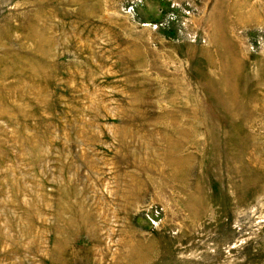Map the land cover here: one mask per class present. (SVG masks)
I'll use <instances>...</instances> for the list:
<instances>
[{"label":"rangeland","instance_id":"1","mask_svg":"<svg viewBox=\"0 0 264 264\" xmlns=\"http://www.w3.org/2000/svg\"><path fill=\"white\" fill-rule=\"evenodd\" d=\"M0 264H264V0H0Z\"/></svg>","mask_w":264,"mask_h":264}]
</instances>
